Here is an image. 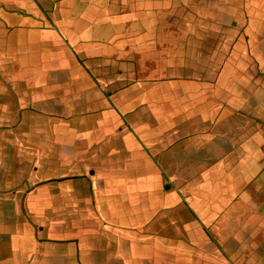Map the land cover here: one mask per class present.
<instances>
[{
	"label": "crops",
	"instance_id": "0c3cea01",
	"mask_svg": "<svg viewBox=\"0 0 264 264\" xmlns=\"http://www.w3.org/2000/svg\"><path fill=\"white\" fill-rule=\"evenodd\" d=\"M0 264H264V0H0Z\"/></svg>",
	"mask_w": 264,
	"mask_h": 264
}]
</instances>
